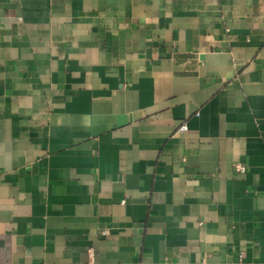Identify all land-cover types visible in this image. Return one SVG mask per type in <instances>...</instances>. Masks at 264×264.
I'll list each match as a JSON object with an SVG mask.
<instances>
[{
	"label": "crops",
	"instance_id": "0c3cea01",
	"mask_svg": "<svg viewBox=\"0 0 264 264\" xmlns=\"http://www.w3.org/2000/svg\"><path fill=\"white\" fill-rule=\"evenodd\" d=\"M0 264H264V0H0Z\"/></svg>",
	"mask_w": 264,
	"mask_h": 264
},
{
	"label": "built area",
	"instance_id": "2783aa9c",
	"mask_svg": "<svg viewBox=\"0 0 264 264\" xmlns=\"http://www.w3.org/2000/svg\"><path fill=\"white\" fill-rule=\"evenodd\" d=\"M186 129H187V125L185 123L184 124H181L179 126V130L184 131ZM244 169H245V166L244 165H242V164H236V170H238V171H244ZM91 253H92V250H91Z\"/></svg>",
	"mask_w": 264,
	"mask_h": 264
}]
</instances>
